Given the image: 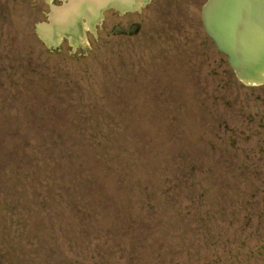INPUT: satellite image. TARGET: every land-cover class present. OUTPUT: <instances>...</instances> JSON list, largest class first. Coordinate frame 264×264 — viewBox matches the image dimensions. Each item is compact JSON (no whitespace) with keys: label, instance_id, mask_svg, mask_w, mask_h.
<instances>
[{"label":"rangeland","instance_id":"obj_1","mask_svg":"<svg viewBox=\"0 0 264 264\" xmlns=\"http://www.w3.org/2000/svg\"><path fill=\"white\" fill-rule=\"evenodd\" d=\"M202 1L84 55L0 16V264H264V84Z\"/></svg>","mask_w":264,"mask_h":264},{"label":"water","instance_id":"obj_2","mask_svg":"<svg viewBox=\"0 0 264 264\" xmlns=\"http://www.w3.org/2000/svg\"><path fill=\"white\" fill-rule=\"evenodd\" d=\"M148 1L71 0L65 6L53 7L50 22L39 23L37 31L51 50L59 51L64 37L72 45L89 49L86 29L90 26L94 30L105 10L135 11ZM203 22L238 78L248 85L264 84V0H208L203 7ZM138 31V24L129 28L116 25L113 29L114 34Z\"/></svg>","mask_w":264,"mask_h":264},{"label":"flooded vegetation","instance_id":"obj_3","mask_svg":"<svg viewBox=\"0 0 264 264\" xmlns=\"http://www.w3.org/2000/svg\"><path fill=\"white\" fill-rule=\"evenodd\" d=\"M197 1L198 0H187V2L186 0H149L145 5L140 4V9L131 12L121 13L114 9L107 10L105 12L104 19L100 23L95 25L94 31L91 29H87V36L89 39L90 47L91 49L93 48L90 39H101L103 35L112 34L115 25H120L122 27L128 28L133 26L134 24H138L139 32L135 35L112 34L114 37L132 38L143 34L145 30H148L147 29L148 27L146 26V22L149 19L153 18V16L155 17V19H157L158 17L156 16V12H158L161 9L164 10L167 7V5L177 7L179 11V15L177 16L178 19L181 17L182 19L187 18L190 21H192L190 17H186L191 13H185V12L187 11L189 12L188 7L191 6L193 3H196ZM206 1L207 0H203L202 3H200L201 15H202L203 5ZM69 2L70 0H0V16L3 15L2 17L4 18V17H9L12 14H15V16L19 19V23L20 26H22V29H24L25 32H29L27 30L32 29L31 26H33V33L36 38H39L37 34L38 23L44 21L49 22V14L52 13V8L65 6ZM191 7L196 8L197 6L193 5ZM150 13L151 16H149ZM110 14H112L116 18L112 23H110L109 21ZM174 19H176V17ZM201 22L203 24L202 19ZM205 34H206V41L205 44H203L204 48L202 52H199V54L201 56L203 55V59H206L208 61L210 58L213 57L212 45L214 44V42L207 35V33ZM64 49H66L68 52H70L73 55H80V54L84 55L87 52L86 49L84 48L75 47L71 45L69 39L67 38L63 40L61 51H63ZM217 52L220 53L218 50ZM220 54L224 56L222 53ZM181 55L182 54H180L179 56L180 57L179 61L182 64H184L183 62L185 61V59L182 58ZM222 61L223 64L225 63L224 65H226L225 73H227V70L229 68L228 59L226 58V60H224V58L222 57ZM165 63L167 64L165 65L166 67H172V63H170L169 61H166Z\"/></svg>","mask_w":264,"mask_h":264}]
</instances>
